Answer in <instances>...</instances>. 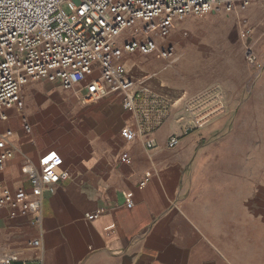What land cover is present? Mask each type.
Segmentation results:
<instances>
[{
    "label": "crops",
    "instance_id": "1",
    "mask_svg": "<svg viewBox=\"0 0 264 264\" xmlns=\"http://www.w3.org/2000/svg\"><path fill=\"white\" fill-rule=\"evenodd\" d=\"M238 16H188L154 34L174 47L173 62L121 57L128 77L170 103L149 150L144 137L123 139L134 119L119 95L82 103L58 82L23 86L20 104L0 117V153L16 149L0 192L29 193L26 165L67 179L43 191L38 225L0 214V249L37 239L41 249L20 259L38 264H264V27L248 22L246 39L234 21L230 37ZM199 114L205 120L186 134Z\"/></svg>",
    "mask_w": 264,
    "mask_h": 264
},
{
    "label": "built area",
    "instance_id": "2",
    "mask_svg": "<svg viewBox=\"0 0 264 264\" xmlns=\"http://www.w3.org/2000/svg\"><path fill=\"white\" fill-rule=\"evenodd\" d=\"M258 0H0V117L20 104V92L30 82H58L64 89L80 93L82 103H93L119 95L122 109L134 119V127L122 132L125 141L145 138L146 149L153 143L150 135L167 120L170 103L151 93L128 77L120 65L124 54L154 55L165 62L176 60L174 47L161 46L154 33L163 36L174 22L223 10L232 13L246 9ZM66 7L68 13L63 10ZM248 38L249 30L242 32ZM247 62L255 57L249 48ZM190 112V109H186ZM205 117L196 115L184 128L186 134L201 126ZM178 138L173 136L168 147ZM15 148L0 153V173L13 157ZM20 173L28 177L29 193L23 189L0 192V214L11 217L30 215L31 223L41 221L43 191L52 193L65 173L37 171L26 165ZM144 182L141 183V186ZM126 207L132 203L127 201ZM100 209L90 216L96 219ZM41 249L37 239L25 248L0 249V264H38L25 262L22 252Z\"/></svg>",
    "mask_w": 264,
    "mask_h": 264
},
{
    "label": "rangeland",
    "instance_id": "3",
    "mask_svg": "<svg viewBox=\"0 0 264 264\" xmlns=\"http://www.w3.org/2000/svg\"><path fill=\"white\" fill-rule=\"evenodd\" d=\"M63 10L66 13H68V10L65 6L63 7ZM237 12L239 15L238 21H237V17L233 21H231L230 19L228 20V23L231 24V25H228L227 28L225 29V31L228 34L233 32V31L235 32V29L233 27L235 24L234 21H236V27H238L236 29L237 32H241V31H244V30L249 29V28L252 29V27H250L248 24V22H250V21L251 22L252 21L261 22L263 27H264V0H258L256 3L252 4L250 7L246 8V9L238 10ZM154 34H158V33H154ZM229 35L231 37V34H229ZM159 36H161V35H159Z\"/></svg>",
    "mask_w": 264,
    "mask_h": 264
},
{
    "label": "snow or ice",
    "instance_id": "4",
    "mask_svg": "<svg viewBox=\"0 0 264 264\" xmlns=\"http://www.w3.org/2000/svg\"><path fill=\"white\" fill-rule=\"evenodd\" d=\"M54 157H49V159H53ZM47 163V161H45Z\"/></svg>",
    "mask_w": 264,
    "mask_h": 264
}]
</instances>
